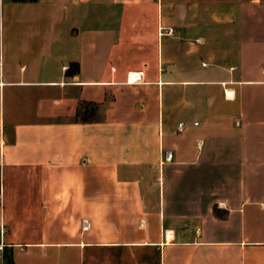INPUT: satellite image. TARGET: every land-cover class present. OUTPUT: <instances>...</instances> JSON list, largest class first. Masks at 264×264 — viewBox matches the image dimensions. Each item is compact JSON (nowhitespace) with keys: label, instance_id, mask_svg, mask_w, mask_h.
<instances>
[{"label":"crops","instance_id":"0c3cea01","mask_svg":"<svg viewBox=\"0 0 264 264\" xmlns=\"http://www.w3.org/2000/svg\"><path fill=\"white\" fill-rule=\"evenodd\" d=\"M0 8V264H264V0Z\"/></svg>","mask_w":264,"mask_h":264},{"label":"rangeland","instance_id":"374dc122","mask_svg":"<svg viewBox=\"0 0 264 264\" xmlns=\"http://www.w3.org/2000/svg\"><path fill=\"white\" fill-rule=\"evenodd\" d=\"M0 25H2V12L0 8ZM7 118V117H6ZM77 120H97V106L93 103L85 104L82 106V109L79 111V116L76 117Z\"/></svg>","mask_w":264,"mask_h":264},{"label":"trees","instance_id":"16d2710c","mask_svg":"<svg viewBox=\"0 0 264 264\" xmlns=\"http://www.w3.org/2000/svg\"><path fill=\"white\" fill-rule=\"evenodd\" d=\"M13 1H14V2H23V1H26V0H13ZM28 1L34 2L35 0H28ZM85 104H90V102H83V103H81V104L79 105V107H78V109H77V114H76L77 117L79 116V111L82 109V106L85 105ZM82 121L87 122V121H90V120H88V119H84V120H82ZM6 263H7V264H12L11 259L8 258L7 261H6Z\"/></svg>","mask_w":264,"mask_h":264},{"label":"built area","instance_id":"2783aa9c","mask_svg":"<svg viewBox=\"0 0 264 264\" xmlns=\"http://www.w3.org/2000/svg\"><path fill=\"white\" fill-rule=\"evenodd\" d=\"M141 76H142V74L139 73L138 76H137L138 79H140ZM181 129H182V124H179V125H178V131H181Z\"/></svg>","mask_w":264,"mask_h":264}]
</instances>
